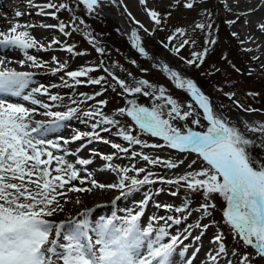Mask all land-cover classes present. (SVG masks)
Segmentation results:
<instances>
[{
  "label": "rangeland",
  "instance_id": "1",
  "mask_svg": "<svg viewBox=\"0 0 264 264\" xmlns=\"http://www.w3.org/2000/svg\"><path fill=\"white\" fill-rule=\"evenodd\" d=\"M226 1L195 0L194 6L189 9L184 6L188 0H179V3L177 0H146V4H141L140 0H115V3L110 0H102L94 11L89 12L82 3H77V0H46V3L68 4L71 10L48 9V12L56 11L55 17L50 15L49 23L57 27L45 29L49 33L46 39H40L28 31L29 35L38 42V46L27 49V54L35 56L37 62L42 66H33L31 61H27L24 50L11 47L10 52L13 55L21 56L20 58L25 63L20 65L15 61L8 67L33 72L32 81L24 94H28L33 88H46V94L43 92L33 93V98L42 103L53 105L51 111L66 112L69 108L75 109V111L70 118L61 121L59 127H51L49 130L43 131L42 135L36 133L33 135L37 139L59 143L61 148L50 149L53 154L64 156L65 160L74 164L77 169L86 168L98 183L118 182L117 171L105 167L109 163L114 167H127L129 169L127 175L135 176L137 179H143L144 175L152 173L150 179L154 181L151 184L137 186L138 190L123 197L120 196L121 189L93 188L91 192H68L66 197H57L63 206V211L57 210L53 216L45 217L46 219L57 223L68 221L79 218L78 214L85 209L92 210L90 218L93 220L101 216L109 217L113 212L122 217L127 214L129 209L133 212L139 211L140 201L146 195H150V199L144 205L140 226L143 229L149 222L152 223L154 229L151 234L152 239H155L158 229L164 227L168 236H165L161 242L169 243L172 236H177L178 242L174 246L176 252L185 251L186 248L193 246H199L201 250V246H207L208 242H212L214 249L218 251L215 236L222 232L226 251L218 256L219 263L239 264L241 256L247 254L250 264H264V258L254 254L251 246H245L239 237H233L232 229L224 223L222 215L226 203L223 199L217 202L215 197L221 199L218 194H213L212 198V202L214 199L216 200V208L211 210V215L204 216L202 212L196 210L205 202L202 191L189 192L184 187L163 183L158 179V177L175 179L187 171L207 167L197 154L180 152L167 146L154 148L132 145L129 148V142L116 135L119 127L130 128L132 135L149 145L164 144L162 138L153 137L140 130L131 117L118 113L119 108L130 107L127 104L129 99H135L138 104L148 107L151 106L152 99L142 94L123 93L113 76L125 80L128 84H132L133 80L144 79L151 84L163 86L166 89V95H171L184 108L192 103L196 109L193 116L184 121L174 122L182 131H186L185 125L194 131H204L208 125V122L203 118V110L196 105L194 99L187 92L176 87L167 73L154 63L156 60L152 56H145L132 47L125 29L127 27L131 35L132 31L136 30L140 37V45L155 54L162 65L167 64L182 77L193 80L209 98L214 112L227 118L254 141L249 151L255 158L264 161V135L259 132H249L244 127L245 122L250 125L264 123V67L248 51L246 42L241 41L238 35H232L235 32L233 27L235 23L228 22L234 21L235 14L227 9ZM146 9L157 11L160 14L161 23L156 24ZM1 11L0 13L5 15ZM61 21L66 25L65 31L69 35L59 31L58 25ZM24 22H28V19H25ZM197 24H203L205 27L198 28ZM239 26L243 27L244 24H239ZM177 28L184 29V34L174 35ZM37 29V32H41L44 27L41 26ZM256 31L254 30V32ZM170 36H174V38L169 40ZM213 39L216 41L215 44L206 43ZM184 40H189L190 43L180 48L179 46ZM53 41H58V43H53ZM192 41L195 43H191ZM39 45L44 47L41 48ZM67 46H73L72 53L66 50ZM98 47L103 48L104 52H98L96 50ZM176 48H179L178 52L174 51ZM205 48L209 51L202 63L196 62L199 67L187 63L188 60L194 59L193 52L200 53ZM17 50L19 53H16ZM60 64L66 66L60 68ZM82 67H91L94 71L89 72L85 77L76 78L85 81L76 84L75 80L68 77L66 73ZM35 72L37 73L35 74ZM100 77H104L100 84L86 82L89 78L98 79ZM97 92L101 94L96 96ZM52 95L59 96L60 99L52 101L49 98ZM87 97H92V99H87ZM100 100L107 101V103L100 105L98 104ZM10 102L22 103L30 109L35 108L36 112L32 114L33 121L45 122L47 126L46 122L51 119V117L43 115L46 111L44 108L40 105H33L31 101H25L22 97H11ZM245 109H254L255 111H245ZM97 111L102 115H96ZM103 116L118 120L119 126L101 124ZM196 118L200 119V125L192 124V120ZM93 125H97V127L94 128ZM35 126L33 123L32 127ZM101 129L108 130L101 131ZM78 133H98L101 138L82 136L80 140H73L72 137ZM64 141H68V143L65 144ZM113 143L129 148V152L127 154L119 152L111 147ZM132 151L142 152L152 158L159 157L161 161L172 160L173 162L183 161V163H178L176 168H168L163 163L152 165L141 159L140 156L132 157ZM114 153L115 155H113ZM107 155H113V159L111 161L102 159ZM79 159H88L92 162L88 165H79L76 164ZM193 160L196 163L192 165V168H189L188 165ZM53 167H55V162ZM133 168H144L145 171L137 173L132 170ZM95 169H98L96 170L98 172L94 173ZM80 175L83 177L86 173L81 171ZM72 183L77 186L91 187L90 184L80 185L79 181ZM126 183H130V181H126ZM70 186L66 185L65 188ZM173 192L177 194L172 195ZM117 197L120 198L116 199ZM77 200L80 203H77ZM113 200L116 201L115 204H113ZM186 201L189 202V206L185 212L178 213L174 210L176 207H182ZM166 204L172 205V209L162 207ZM157 205H161V207H157ZM169 216L181 219V223L175 224L170 220L166 223ZM154 217L156 219H153ZM203 225H208V227L204 228ZM198 235L200 238L197 242ZM182 247L185 250H182Z\"/></svg>",
  "mask_w": 264,
  "mask_h": 264
},
{
  "label": "snow or ice",
  "instance_id": "2",
  "mask_svg": "<svg viewBox=\"0 0 264 264\" xmlns=\"http://www.w3.org/2000/svg\"><path fill=\"white\" fill-rule=\"evenodd\" d=\"M100 2L101 0H77V3H82L89 12L94 11ZM110 2L115 3V0H110ZM194 2L195 0H188L184 6L190 9L194 6ZM140 3L146 4V0H140ZM43 7L56 9V11L71 10L69 5L64 3L57 5L49 2ZM56 11L49 12L47 15L55 17ZM146 11L156 24L161 23L160 14L157 11L152 9H146ZM15 15L19 17L22 13L17 11ZM129 15L131 14L129 13ZM228 23H235V21ZM21 27L31 26L13 24L7 32L0 31V46L24 50L27 61H31L33 66H42L37 62L35 56L28 55L26 51L36 48L38 42L27 31H18ZM47 27L57 26L47 25ZM196 27L203 29L205 25L197 24ZM209 27L211 26L209 25ZM259 27L264 31V24H260ZM58 28L61 33L69 35L65 31L66 25L62 21ZM184 31L182 28H177L174 35H183ZM232 35L236 36L237 34L233 32ZM132 37L133 46L147 56L148 53L139 43L140 37L136 30L132 31ZM173 38L174 36H170L169 40ZM53 43H58V41H53ZM189 43V40H184L179 47L182 48ZM206 43L215 44L216 41L213 39ZM39 47L43 48L44 46L39 45ZM66 50L72 53L73 46H67ZM96 50L104 52L103 48L98 47ZM174 51L178 52L179 48ZM208 51L205 48L200 53L193 52L194 59L188 60L187 63L199 67L196 62L202 63ZM9 63H13V61H9ZM15 63L23 65L25 61L20 60ZM65 66L60 64V68ZM162 70L173 79L178 89L187 91L196 105L203 110V118L208 122L206 130L194 131L185 125L186 131H182L174 124L177 120L184 121L192 117L196 109L192 103L184 108L171 95H166V89L163 86L151 84L144 79L133 80L132 84H128L125 80L113 76L123 93L142 94L152 99L150 107L138 104L135 99H129L127 104L130 107H121L117 110L118 113L131 117L140 130L153 137L162 138L164 144L149 145L132 135L130 128L119 127L116 135L129 142V148L132 145L154 148L167 146L180 152L197 154L207 167L187 171L175 179H165L164 177H158V179L163 183L184 187L189 192L202 191L205 202L196 210L202 212L204 216L211 215V210L216 208L212 198L213 194H218L226 203L222 215L224 223L232 229L233 237H239L245 246H251L258 256L264 258V161L255 158L249 151L254 141L227 118L217 115L209 98L193 80L182 77L167 64L162 65ZM92 71L94 69L91 67H82L75 71H69L66 75L73 78L76 84H80L85 81L76 78L85 77ZM32 77L33 73L31 72L17 71L15 68L7 67L5 60L0 58V264H168L178 237L172 236L169 243H162L163 238L168 236L164 227H160L156 232L155 239H152L151 234L154 231L152 223L149 222L143 229L140 226L144 205L147 204L150 195H146L140 201L139 211L133 212L129 209L127 214L122 217L113 212L109 217L101 216L93 220L90 218L92 210L85 209L78 214L79 218L68 221L57 223L45 218L53 216L57 210L63 211V206L57 197H66L68 192H91L93 188L121 189L120 196L123 197L138 190L137 186L151 184L154 181L150 179L152 173L144 175L143 179H137L135 176L127 175L129 172L127 167H114L109 163L105 167L117 171L118 182L98 183L86 168L77 169L74 164L66 161L64 156L54 155L50 149H59L61 145L52 140L37 139L33 133L42 135L43 131H47L51 127H59L60 122L70 118L75 109L69 108L66 112L51 111L53 105L42 103L33 98V93L43 92L46 94V88H33L31 92L24 94ZM103 79L104 77L89 78L86 82L100 84ZM100 94L99 92L95 93L96 96ZM11 97H22L23 100L31 101L33 105H40L44 108L46 111L43 115L51 117L46 122L47 126L45 122L32 120V114L36 112L35 108L30 109L22 103L10 102ZM49 98L52 101L60 99L56 95ZM87 99H92V97H87ZM106 103L107 101L104 100L98 101L100 105ZM245 111L255 110L245 109ZM95 114L102 115L99 111ZM33 123H35V127H32ZM100 123L119 126L120 122L103 116ZM192 124L200 125V119H193ZM93 127L95 128L97 125H93ZM244 127L249 132H259L264 135V123L250 125L245 122ZM107 130L101 129V131ZM82 136L101 138L98 133H78L72 139L80 140ZM64 143L67 144L68 141H64ZM106 143L108 142L106 141ZM111 147L126 154L129 152V148L122 147L120 144L113 143ZM113 155L103 156L102 159L111 161ZM131 156H140L141 159L152 165L163 163L168 168H176L178 163H183V161H161L159 157L152 158L136 151H132ZM54 162L55 167H53ZM91 162L88 159H79L76 164L88 165ZM195 163L196 161L193 160L188 167L192 168ZM132 170L137 173L145 171L144 168H133ZM81 171H84L86 175L82 177ZM73 181H79L80 185L90 184L91 187L77 186L72 183ZM126 181H130V183H126ZM66 185L71 186L65 188ZM176 194V192L172 193V195ZM76 202L80 203L79 200ZM115 202L113 200V204ZM188 206L189 202L186 201L182 207H176L174 210L182 213L188 209ZM157 207H161V205H157ZM162 207L172 209V205L166 204ZM161 219L164 218L161 217ZM168 220L175 224L181 223V219H174L171 216L167 217L166 223ZM203 227L207 228L208 225H203ZM223 240L222 232L215 236L218 252L217 255L210 257L213 264L217 261L218 256L226 251ZM145 246L146 251L142 252L141 250L145 249ZM239 264H250L247 254L241 256Z\"/></svg>",
  "mask_w": 264,
  "mask_h": 264
},
{
  "label": "bare ground",
  "instance_id": "3",
  "mask_svg": "<svg viewBox=\"0 0 264 264\" xmlns=\"http://www.w3.org/2000/svg\"><path fill=\"white\" fill-rule=\"evenodd\" d=\"M3 1H8V0H0V11L2 10L1 12L5 13V15L0 13V31L7 32L9 28L12 27L13 24H19L21 26L30 25L31 27H21L18 30L20 31L25 30L27 32L30 31L40 39H46L48 37L49 33L45 29H47V25H50L49 23L50 15H47V13H49L48 8L43 7L45 4H47L46 0H13V3L9 4L8 6H4L2 4ZM226 5H227V9L228 10L230 9L229 11L235 14L234 17L235 25L233 26L234 31L237 33L241 41L246 42V48L251 53V55L255 59L258 58L256 60H258L261 66L264 67V31H262L259 27L260 24H264V1L263 0H227ZM17 11L22 13V15L17 17L15 15ZM238 16L239 18H237ZM256 16H260V17H256ZM25 19H28V22H24ZM242 23L244 24V26L243 27L239 26V24ZM41 26L44 27V30H42L41 32H37L38 29L36 30V28H40ZM125 29L127 33H130L129 28L126 27ZM254 30L257 31L254 32ZM129 38L132 39V37L130 36ZM47 49L50 48L47 47ZM10 51H11V47L5 48L0 46V58L5 60V65L7 67L12 65V63H9V61H13L14 63L15 61L22 60L20 58L21 56L20 57L17 56L18 54L13 55ZM16 53H19L18 50ZM2 54L5 55L1 56ZM154 63H156V65H159V67L162 68V63L159 62V60H157V62ZM169 79L175 84L173 79H171L170 77ZM197 237L199 239L200 235H198ZM197 237H196V241L198 242ZM182 248H183L182 250H185L184 247ZM186 249L187 250L185 251L179 250L177 253H174L176 251L172 252L171 255L175 256V262H177L176 264H213V261L210 259V257L217 255L218 252L217 249H214V247H208L206 245L201 246V250L199 246H193L191 248H186ZM142 250L145 251L146 247L145 249ZM175 262H173V260H171L170 258L168 259V264L171 263L174 264ZM215 264H222V263H219L217 260Z\"/></svg>",
  "mask_w": 264,
  "mask_h": 264
},
{
  "label": "water",
  "instance_id": "4",
  "mask_svg": "<svg viewBox=\"0 0 264 264\" xmlns=\"http://www.w3.org/2000/svg\"><path fill=\"white\" fill-rule=\"evenodd\" d=\"M134 47V46H133ZM135 48V47H134ZM136 49V48H135ZM148 53L152 56V58L154 59V60H156V56H155V54H153L152 52H150V51H148ZM158 67H159V65H158ZM159 68H161V67H159Z\"/></svg>",
  "mask_w": 264,
  "mask_h": 264
}]
</instances>
